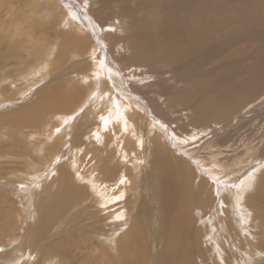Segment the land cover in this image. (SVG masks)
I'll list each match as a JSON object with an SVG mask.
<instances>
[{
	"label": "rangeland",
	"instance_id": "374dc122",
	"mask_svg": "<svg viewBox=\"0 0 264 264\" xmlns=\"http://www.w3.org/2000/svg\"><path fill=\"white\" fill-rule=\"evenodd\" d=\"M91 4L92 0H0V264H72L73 262L66 260L65 254L58 253V243H61V248L66 252L72 250L70 254L76 264H120L122 256L126 257L129 264H151L152 260L144 249L146 247L142 245L138 226L134 225L133 219L127 214L124 203L127 194L123 185L131 188L137 186L144 193L145 188L141 186L151 178L153 168L142 148L146 146L150 149L154 143L159 145L158 147L162 146L161 152H175L176 155L173 153L172 156L180 159L182 157L184 168L189 171V175L194 171L199 175L206 195L215 201V205L203 211V214L206 213L205 217H201L203 221L207 220L208 214V217L213 218L211 209L218 206L219 198L227 193V188L230 189L228 193L231 195H227L224 203L231 207L237 199V211L233 216L238 224L235 227L236 232H239L237 237H241L238 251L233 253V250L225 249L232 247V239L230 234L222 231L221 225L227 221L224 216H218L222 223L219 220L216 224L213 219H210L211 224L206 223L207 228L213 229H210L207 239L203 238L200 246L210 245L213 248L212 243L218 242L214 250L219 262L225 261V254L230 250L228 258L237 257L236 264H264V203L258 206V202L260 199L263 201L264 197V89L222 123L211 122L202 133L197 132L195 129L198 128L193 126H189L186 132L178 133L175 124H171L174 116L162 110L159 117V111L151 106L159 102L155 103L154 98L148 96L144 88L150 78L142 81L135 78L132 83L133 80L127 79V74L119 67L112 54L115 44L106 36L110 33H123V24L118 26L122 22H115L117 20L113 18L103 27L94 17L97 8ZM111 4L117 7L119 2L111 1ZM74 40H80V48L74 45ZM95 48L105 56L109 65L113 63L112 66L118 68L122 82L123 78L125 81L127 79V93L130 89L134 98L140 99L144 96H140L135 89L145 90V104L139 103L138 106L143 117L146 115V119L140 123L148 124V130L143 131L141 144L138 136H134L139 132L138 127H132L130 135L128 127L126 131H118L112 116L108 118L109 122L104 120L108 126L101 122L102 114L107 108L114 106L115 98L109 103L107 98H113L112 93L98 91V78L106 72L98 70V75L94 73L97 72L95 67L99 61L94 53ZM160 68L164 70L166 66L162 65ZM112 82L113 90H116L114 94L121 100L119 96L126 94L121 87L115 85V77ZM104 87H107L106 84ZM130 96L128 94L125 97L132 100L133 96ZM91 110H97V114L92 115ZM88 111V120L83 122L81 118ZM75 130L85 131L84 135L80 133V136L84 137L79 136L76 140ZM111 141H114L113 146ZM84 143L86 147L83 148ZM130 143L134 147L130 146ZM81 150L86 152V156ZM117 151L118 153H115ZM167 153L164 155L168 156ZM193 154L196 156L193 157ZM235 156L238 160H235ZM214 159L217 164L215 167H209ZM122 163L127 164L129 168L116 173V180L100 181L101 173L105 172L101 165L104 164L108 169V165L122 166ZM261 178L263 179L260 182ZM68 184L73 186L69 187ZM219 186L224 189L223 194L218 192ZM80 187H83L84 191L79 189ZM97 187L104 194L113 196L114 202H98ZM82 192L87 193L86 196L92 205L90 209L98 210V214L105 218L101 228L87 223L86 229L82 228L83 231V216H77L78 219L72 222L71 226H65L56 240L42 241L32 235H36L34 231L38 228L40 214L48 213L53 204H62L65 197L69 200L77 199ZM245 203L254 204L255 207L254 211L250 209L252 215L247 223L245 218L248 206ZM229 210L232 212V209ZM73 211L72 208L57 213L59 218L52 220V223L59 221L61 216L75 212ZM253 221L254 229H250V234L247 227L252 226ZM191 238L192 234L189 241ZM259 249L262 251H258ZM82 253L86 256H82ZM192 253L190 261L195 264L199 260L197 252L187 249L186 257ZM208 254L209 252L206 257ZM229 264H233L232 259Z\"/></svg>",
	"mask_w": 264,
	"mask_h": 264
},
{
	"label": "bare ground",
	"instance_id": "6f19581e",
	"mask_svg": "<svg viewBox=\"0 0 264 264\" xmlns=\"http://www.w3.org/2000/svg\"><path fill=\"white\" fill-rule=\"evenodd\" d=\"M111 1H117L119 5L114 7ZM91 5L97 8L94 11V17L103 27H106L113 18L117 20L115 22H122L118 26H122L123 24V33L118 35H112L113 33H110L106 36L110 38L112 44H115V47L112 49V54L117 60L119 67L127 74V79L130 81L133 80L132 83L135 82V78L139 81L150 78L144 88L148 92V96L154 98L155 103L159 102V104H153L151 106L156 111H159L157 112L159 117L162 110L174 116L172 118L173 122H170L171 124H175L174 126L178 133L186 132L189 126L198 128L195 130L202 133L207 130L206 126L211 122L214 124L222 123L224 119L229 118L233 113L239 111L238 109L241 106L252 100L264 89V0H92ZM79 41L74 40L73 43L76 47L80 48ZM94 53L99 60L96 63L98 65L95 67L97 71L94 72L95 75L96 73L98 75V70H105L106 72L98 78L100 82L98 91H109L110 94L112 93L114 97L111 96L113 97H110L111 99L107 98L109 103L115 98L114 106L107 108L109 111L107 109L105 110V113L102 114L103 119L101 122L106 126L107 123L104 120L109 122L108 118L112 116L111 119L116 121L115 125L118 131L123 129L126 131L129 128L128 132L130 135V129L132 127H138L139 132H136L134 136H138L139 143L141 144L142 136L144 135L143 131L147 129L148 124L143 125L140 123L141 120L144 121L143 119H146V115L143 117L138 105L139 103L145 104L143 100L146 98L145 90L140 91L138 88L135 89L140 96H144L140 99L134 98L132 95L133 91L130 89H128L127 93V79L125 81V78H123L124 83L120 80L119 77L121 74L117 70L118 68L116 69L115 66H112L113 63L109 65L108 61H106L107 59L104 58L105 56L103 54L101 55L96 48L94 49ZM162 65L166 66L164 70H160ZM113 77L116 80L115 85L118 88L121 87L126 95L133 96V98L130 96L132 100L125 97L126 95L119 96L121 100L116 98L114 94L115 89L113 90L112 87ZM104 84L107 87H104ZM96 98L98 99V97ZM64 102L68 103L67 100H64ZM96 111L91 110L90 113L94 115L97 114ZM88 113L89 111L81 118L83 122L88 120ZM154 114L156 115V113ZM150 116L152 117V115ZM139 123L141 127H139ZM152 126L154 125L152 124ZM161 126L163 125L161 124ZM113 127L115 126L113 125ZM84 132H76L75 130L74 138L77 140L81 134L84 135ZM148 137H152V135H148ZM128 139L127 136L126 140ZM127 142L129 143L130 141ZM113 143L114 141L112 142V146ZM84 146L85 143L83 148ZM130 146L133 145L131 144ZM158 146L154 143V146L150 149L146 146L142 148L145 154L148 155L149 164L153 168L151 178L143 182L144 185L141 186L145 188L143 189L144 193L137 186L131 188V186L128 187L126 184L123 185L124 192L127 194L124 202L126 204L127 214L133 219L134 225L138 226V232L143 241L142 245L146 247L144 249L150 260H152L151 264H191L190 260L193 253L187 258V249H191L195 253L197 252L196 254H198L199 260L195 264H229L230 259H232L233 264H236L237 257L228 258V252L233 250V253H236L238 251L237 246L241 243V237H237L239 232L235 230L238 224L233 216V213L237 211V199H235V202L232 200L234 204L231 207L224 203L227 195H231L228 193L230 189L227 188V193L219 198L218 206L221 207L219 208L217 206L215 209H211L213 218L208 217V214L207 220L204 219L203 221L201 217L202 215L205 217L206 214H203V211L207 210L206 208H211L215 201L209 199V195H206L205 188L202 186L203 182L199 180V175L195 171L189 175V171L184 168L182 157L181 159L176 158L175 152H172V154H175L173 156L165 151L161 152L163 151L162 146ZM82 150L81 152L83 153ZM81 152L80 154L82 155ZM85 153L83 154L85 155ZM115 153H118V151ZM165 153L168 156H165ZM194 156L196 155L193 154ZM234 158L238 160L236 156ZM213 161L209 167H215L214 165L217 164V160L214 159ZM120 165L113 167L108 165V169H106L104 164L101 165L105 169V172L101 173L102 177L100 176V181L105 179L114 180L117 176L116 173L129 168L127 164L123 165L122 163V166ZM125 165L126 167H123ZM262 179H260V182ZM70 180L72 179L70 178ZM66 183H68V180ZM70 185L68 184L69 187ZM196 185H198L197 192L195 191ZM79 189L84 191L83 187ZM217 190L221 194L224 192L222 186L221 188L219 186ZM232 191L234 192V190ZM86 192H82L75 200H69L68 197H65L63 203L59 206L55 204L50 206L48 213L40 214L38 228L34 231L36 235H32L42 241L56 240L65 226L69 224L71 226L72 222L74 223L78 219L77 216H83L81 229L85 228L87 223L95 224L101 228L105 218L98 214V210L92 211L94 209H90L92 205H90ZM234 194L236 195V191ZM96 197L98 202H103L104 204L108 202L113 203L115 199L113 196L104 194L98 187L96 188ZM258 203V206L264 203V197L263 201L260 199ZM245 204L248 206V214L245 218V222L247 223L252 215L250 209L254 211L255 207L253 206L254 204ZM72 208L75 211H73L74 213L61 216L59 221L52 223V220L59 218L57 213H63ZM229 209H232V212ZM218 216L219 218L220 216L226 218L227 221L221 225V228L225 234H230L232 239V247H225V249L229 248L230 250L226 252L224 262L216 260L217 257L214 249L219 244L218 242L212 243L213 248L210 245H207V247L200 246L201 242L203 243V238L205 237L207 239V234L209 235L210 229L211 231L213 229V227L207 228L206 223L209 224L210 222L211 224L210 219H213L212 221L216 224L219 223L220 219H218ZM115 218L113 215V219ZM221 218L223 219V217ZM254 224V221L252 226L249 225L247 227L245 224L248 233H250V229H254ZM70 226H68V229H70ZM191 234L192 238L189 241ZM58 244V253L65 254L68 262L76 264L73 261V256L70 254L72 250L66 252L64 248H61V243ZM55 245L56 243L53 244V247ZM74 245L76 244L74 243ZM131 251L133 250L131 249ZM258 251L262 250L259 249ZM207 252L209 254L206 257ZM82 256H86V254L82 253ZM120 264H129V262L126 257L122 256Z\"/></svg>",
	"mask_w": 264,
	"mask_h": 264
}]
</instances>
